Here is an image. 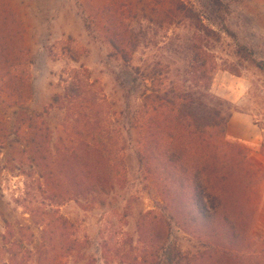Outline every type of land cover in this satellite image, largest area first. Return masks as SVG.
Here are the masks:
<instances>
[{"label":"rangeland","instance_id":"obj_1","mask_svg":"<svg viewBox=\"0 0 264 264\" xmlns=\"http://www.w3.org/2000/svg\"><path fill=\"white\" fill-rule=\"evenodd\" d=\"M222 1L226 23L198 30L179 0H0V264H170L204 249L177 226L163 240L169 215L139 164L128 73L163 62L171 80L209 86L232 114L227 139L264 170V0ZM200 47L206 81L191 69ZM252 198L241 264H264V180Z\"/></svg>","mask_w":264,"mask_h":264},{"label":"trees","instance_id":"obj_2","mask_svg":"<svg viewBox=\"0 0 264 264\" xmlns=\"http://www.w3.org/2000/svg\"><path fill=\"white\" fill-rule=\"evenodd\" d=\"M206 1L212 11L207 16L183 0L176 8L194 26L202 28L205 20L215 23L216 18L226 23L228 6L222 0ZM195 55L191 69L201 73L199 81H206L207 54L200 47ZM123 60L130 68L132 59L127 52H123ZM256 66L264 72V62ZM130 70L134 72L133 77L128 73L132 84L141 91L135 114L139 164L147 179L158 187L163 209L169 215L163 217L160 226L165 229L163 240L167 242L177 226L206 242L194 256L172 252L170 264H241L239 250L251 244L247 229L255 213L252 194L255 185L264 180V170L244 145L227 139L232 114L224 112V102L210 92L209 86L196 91L171 80L167 63H146ZM61 101V95L54 97L58 107L64 106ZM34 149L39 152L40 143L36 142Z\"/></svg>","mask_w":264,"mask_h":264}]
</instances>
